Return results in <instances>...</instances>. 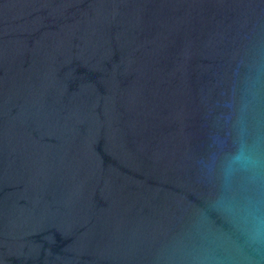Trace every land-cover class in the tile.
I'll use <instances>...</instances> for the list:
<instances>
[{
  "label": "water",
  "instance_id": "95a60500",
  "mask_svg": "<svg viewBox=\"0 0 264 264\" xmlns=\"http://www.w3.org/2000/svg\"><path fill=\"white\" fill-rule=\"evenodd\" d=\"M0 264H264V0H0Z\"/></svg>",
  "mask_w": 264,
  "mask_h": 264
}]
</instances>
